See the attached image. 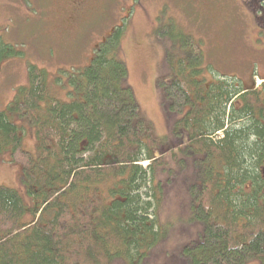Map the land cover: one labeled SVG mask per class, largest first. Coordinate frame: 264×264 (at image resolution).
<instances>
[{
	"label": "trees",
	"instance_id": "16d2710c",
	"mask_svg": "<svg viewBox=\"0 0 264 264\" xmlns=\"http://www.w3.org/2000/svg\"><path fill=\"white\" fill-rule=\"evenodd\" d=\"M242 1L263 33L264 0ZM121 35L106 36L70 74L68 102L52 95L45 69L28 65L27 86L0 111V155L20 166L27 197L0 186V264H134L159 242V188L148 184L164 143L128 85ZM158 36L170 46L156 88L173 134L186 136L183 151L200 159L190 209L201 237L184 255L190 264H264V82L211 75L200 45L178 28ZM17 56L0 37V66ZM16 120L32 128L36 156Z\"/></svg>",
	"mask_w": 264,
	"mask_h": 264
},
{
	"label": "rangeland",
	"instance_id": "374dc122",
	"mask_svg": "<svg viewBox=\"0 0 264 264\" xmlns=\"http://www.w3.org/2000/svg\"><path fill=\"white\" fill-rule=\"evenodd\" d=\"M252 12V5L246 7L242 0H0V37L22 52L0 66V111L20 87L27 86L28 65L45 69L52 95L68 102L70 74L90 64L106 36L114 30L122 32L121 58L128 85L154 137L160 146L164 143L155 150L156 156L163 155L164 165L158 164L148 184V191L159 188L152 218L161 238L134 264H190L184 251L200 240L202 229L190 209V187H199L201 180L200 159L194 161L183 151L186 136L173 134L175 118H167L156 88L157 80L168 73L164 56L170 46L169 38L160 39L158 32L178 28L200 45L211 75L257 88L264 79V32L258 31ZM211 75L206 77L211 80ZM16 122L24 128V150L36 156L32 128ZM147 165L142 163L143 168ZM21 172L17 163L0 155V186L16 189L27 200Z\"/></svg>",
	"mask_w": 264,
	"mask_h": 264
}]
</instances>
